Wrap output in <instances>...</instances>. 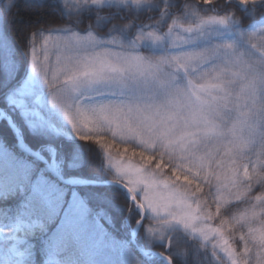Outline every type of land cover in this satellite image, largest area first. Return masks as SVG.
I'll return each instance as SVG.
<instances>
[{
    "label": "rangeland",
    "instance_id": "obj_1",
    "mask_svg": "<svg viewBox=\"0 0 264 264\" xmlns=\"http://www.w3.org/2000/svg\"><path fill=\"white\" fill-rule=\"evenodd\" d=\"M5 1L0 0V4L4 2L8 8L14 0ZM59 1L69 6L70 12L72 9L90 6L123 8L134 5L131 0H104L102 6L94 5L92 0ZM146 3V0H142L139 5L134 6ZM167 14L172 15L173 11L165 8L159 14L164 17V25L179 18L185 27L189 24L195 27V23H199V16H204L195 10L185 16L173 14L172 18H168ZM209 16L224 17L218 13ZM0 21H3L1 10ZM261 29H264V24L244 28L230 18L226 26L208 24L197 34L199 38L193 37L192 43L186 46L187 50H202L216 45L222 47L229 43L234 48H222L219 56L212 57L203 64L196 63L187 70L165 64L155 73L126 74L121 84L104 82L91 87L85 86L78 92L68 90L66 95L58 98L57 103L53 102V97L58 96L55 85L49 87L44 77L33 70V49L37 50L38 58L43 61L46 41L49 42V67L53 70L57 67L58 57L63 61L71 55L93 57L107 54V58L113 62L122 57L141 56L147 61L156 62L161 58L170 59L174 55H183V52L170 49L166 46L167 42L153 44L150 41H137L138 36L149 31L163 32L160 27L140 26L122 40L103 39L93 32H80L68 27L38 32L31 38L28 70L22 80L15 82L9 90L7 103L11 111L0 107V124L5 121L16 134L20 150L28 157L45 163L49 173L51 170L65 180H75L71 182L72 185L62 183L64 185L74 188L116 186L127 194L118 185H80L78 179L83 178H65L64 160L58 150L49 147L48 159L40 151L32 149L25 142L16 114L34 133L63 136L72 140L108 135L123 143L136 144L149 152H162L172 158L180 171L191 175L196 181L210 184L218 201H238L249 188L248 178L261 166L259 160L250 161L247 157V151L259 136L260 115L263 113L264 56L260 55V50L254 48L249 40L253 35L259 37ZM89 34L93 37L92 41L72 40L73 36L86 38ZM66 41L71 42V48L64 47L62 42ZM0 50L9 76L14 77L16 68L10 57L3 22H0ZM106 105L119 108L123 114L113 117L109 112L105 119L101 109ZM65 111L72 115V121L65 115ZM3 116L11 118L18 131ZM28 148L39 152L41 156L30 155ZM0 154L11 157L1 144ZM107 157L109 168L116 180H84L99 183L114 181L129 188L133 200L128 194L127 196L141 219L133 226L127 218L130 233L125 245L132 244L137 251V246L146 250L147 252L141 254L150 261L157 258L169 264L166 258L156 254L161 252L146 249L138 241L145 219L149 217L154 221V225L148 229L151 240L166 243L171 235L184 234L203 246L216 250L224 264H238L241 258L222 232V228L212 223L197 194L191 191L184 179L174 178L159 168L152 169L125 158ZM21 168L22 165L17 169L16 177L20 175ZM75 192L83 201L85 211L73 221L70 228L58 235L72 237L82 248L85 257L96 258L114 243L107 241L108 233L104 222L99 216L91 218L87 202L79 192ZM259 199L264 200V197ZM0 237L16 240L14 246L17 252L14 253L13 247L11 248L12 256L17 259L14 264H28L30 254L24 253L20 256L18 250L25 239L18 237L15 229L0 228ZM116 246L114 244V249ZM119 250L122 257L119 264H132L126 253L127 249L121 247ZM52 254L51 251L50 255ZM161 254L170 258L164 253ZM108 258L107 255L104 256L105 260ZM171 261L173 263L172 259ZM49 264H54V261L51 260Z\"/></svg>",
    "mask_w": 264,
    "mask_h": 264
},
{
    "label": "trees",
    "instance_id": "obj_2",
    "mask_svg": "<svg viewBox=\"0 0 264 264\" xmlns=\"http://www.w3.org/2000/svg\"><path fill=\"white\" fill-rule=\"evenodd\" d=\"M8 1V0H6ZM5 1V2H6ZM141 6L129 5L116 7H87L72 9L59 0H14L7 8L3 2L0 10L3 16L4 30L8 40L10 57L16 68L15 76L10 77L3 64L0 50V107L11 111L7 97L15 82L22 80L29 66V51L31 38L38 32H50L57 28L68 27L80 32H93L103 39H125L140 26L146 28L160 27L164 17L160 13L169 8L173 14L185 16L195 10L197 13L209 16L218 13L229 17L244 28L259 26L264 23V4H249L246 9L238 0H146ZM211 2V3H209ZM212 3H215L212 5ZM217 11V12H216ZM172 14V15H173ZM168 15V18H172ZM168 26V24H167ZM263 113L260 115L259 136L247 151L250 161L259 160L261 166L252 172L248 178V189L242 199L229 203L218 201L213 187L196 181L191 175L180 171L172 158L162 152H149L136 144L123 143L111 136L79 137L75 140L63 136H46L32 132L16 114V120L23 129L25 142L34 150L40 151L49 159V147L58 150L64 160L63 176L65 178H83L97 181L116 180L108 165V157L125 158L135 163L146 165L152 169L159 168L166 175L180 180L197 194L203 209L209 213L212 223L221 227L222 232L234 247L240 258L245 251V244L250 249L243 259L248 264H257L258 253L264 252V102ZM0 144L11 156L0 154V182L6 185L19 178L16 171L21 165L32 162L37 173H45L49 184L63 187L66 194L77 191L87 202L91 218L99 216L107 227V241L114 244L106 248L96 258L84 256L82 248L70 236H53L56 225L40 231L38 223L19 209L23 195L0 200V228L15 229L18 237L25 239L19 245V252L29 253L28 264H119L121 263L120 248L125 247L132 264H166L154 258L152 261L139 253L132 244L125 245L130 233L127 218L135 226L141 219L133 207L127 194L116 186H83L71 187L62 184L47 171V166L41 161L28 157L18 147L16 134L12 128L2 121L0 124ZM154 221L146 217L139 234V243L146 249L168 255L174 264H224L221 256L210 246H203L197 240L187 235H171L169 242L162 243L148 237V229ZM257 239H253V237ZM16 240L0 237V264H14L17 261L11 254V248ZM130 247V248H129ZM52 251V255L50 252ZM107 255L109 258L104 259ZM221 261V262H220Z\"/></svg>",
    "mask_w": 264,
    "mask_h": 264
},
{
    "label": "snow or ice",
    "instance_id": "obj_3",
    "mask_svg": "<svg viewBox=\"0 0 264 264\" xmlns=\"http://www.w3.org/2000/svg\"><path fill=\"white\" fill-rule=\"evenodd\" d=\"M127 2V0H125ZM142 0H131L134 5H139ZM94 5L102 6L104 0H92ZM242 6L248 7L249 4H264V0H238ZM204 4V0H203ZM215 3H212L214 5ZM195 15V13H194ZM229 17L215 16H199V23H195V27L189 24L187 27L179 18H174L163 32L157 30L149 31L137 37V41H150L153 44H164L174 51H181L183 55H174L170 59L161 58L159 61L152 62L145 60L141 56H130L118 58L116 62L107 58V54H97L93 57L68 56L65 60L57 58V67L55 70L49 67L48 41L45 42L43 51V61L38 58L37 50L33 49V70L40 73L49 87L55 85L58 90V96L53 97V102L57 103L58 98L66 95L68 90L78 92L85 86L98 85L104 82L123 83V77L126 74H143L145 72L155 73L160 70L162 65L172 64L183 67L187 70L196 63L203 64L212 57L219 56L223 49H233L234 45L229 43L222 47L220 45L205 47L202 50L190 51L188 46L193 41V37L199 38L201 33L208 24H219L226 26ZM3 22V21H0ZM264 23V21H261ZM72 40L83 42L92 41L93 37L89 34L86 38L73 36ZM254 48L260 50V55L264 56V29H261L259 37L255 35L249 37ZM64 47L71 48V42H62ZM135 46V45H134ZM51 73V80H49ZM58 82V83H57ZM22 103V102H21ZM63 107V104L60 105ZM104 118L107 119V113L111 112L113 117L122 115V111L117 107L104 106L101 109ZM65 115L72 121L73 117L65 111ZM45 173H37L32 162L22 165L19 178L15 181L5 184L0 182V200H8L15 198L17 195H23L20 201L19 209L26 214L33 223H38L40 231H46L49 226L55 224L53 236L63 230L70 228L73 221L83 215L85 206L83 201L78 197L75 191L66 194L63 187L49 184L45 179ZM207 239V236H205ZM257 239V237H253ZM264 244V240L260 241ZM12 251L17 252L15 246ZM247 244L245 251L241 254L238 264H248L243 256L249 252ZM20 256L24 253L20 252ZM233 255L235 253L233 252ZM257 264H264V252L258 253Z\"/></svg>",
    "mask_w": 264,
    "mask_h": 264
},
{
    "label": "water",
    "instance_id": "obj_4",
    "mask_svg": "<svg viewBox=\"0 0 264 264\" xmlns=\"http://www.w3.org/2000/svg\"><path fill=\"white\" fill-rule=\"evenodd\" d=\"M2 118H3V119H6V120H8V121H10V122L13 124L11 118H9V117H7V116H3ZM13 128H14L16 131H18L17 127H16L14 124H13ZM28 150L30 151V153H29L30 155H34V154H36V155H40V156H41V154H40L39 152H35L34 150H32V149H30V148H28ZM50 172H51L55 177H57V178L61 181V183L68 184V185H72L71 182H72V181H75V180H72V179L65 180V179L61 178L60 176L54 174V172H52L51 170H50ZM76 182H77V181H76ZM78 182H80V185H118V186H120L122 189H124V190L127 192L128 196L132 199V197H131V193H130V191H129V188H128L127 186H125L124 184H122V183H118V182H114V181H107V182L99 183V182L89 181V180H84V179H78ZM132 200H133V199H132ZM135 245H136V244H135ZM137 249H138V251H139L140 253H142V254H144L145 252H147L146 250H143V249H141V248L138 247V246H137ZM148 252H151V251H148ZM155 253H156V252H155ZM156 254H158V255H160V256L166 258V259L169 261V264H173L170 258H167L166 256H164V255L161 254V253H156Z\"/></svg>",
    "mask_w": 264,
    "mask_h": 264
}]
</instances>
